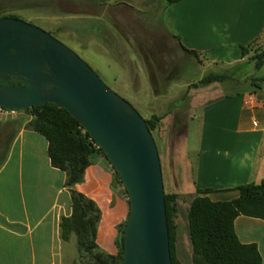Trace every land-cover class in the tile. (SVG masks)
Listing matches in <instances>:
<instances>
[{"label":"crops","instance_id":"obj_1","mask_svg":"<svg viewBox=\"0 0 264 264\" xmlns=\"http://www.w3.org/2000/svg\"><path fill=\"white\" fill-rule=\"evenodd\" d=\"M70 2L96 18L110 8L154 17L159 29L182 52V48L194 51L217 68H241L250 62L254 68L252 49L242 56L239 47L257 44L264 49V0H181L159 13L158 0ZM254 80L247 90L225 91L203 106L193 167L186 156L188 125L183 138L172 147L171 153H179L178 158L190 170L187 194L196 196L197 190L210 189L206 196L211 201H230L239 196L235 188L264 180V86L260 85L264 77ZM151 88L154 101L168 94V90L156 93ZM188 88L189 84L182 93ZM179 108L167 107L166 111ZM28 122L30 118L22 112L13 117L0 113V146H5L0 161V264H67V245L75 240V248L76 238L70 234L63 240L60 230L61 219L72 213L66 175L51 166L47 140L28 128ZM91 161L74 190L100 210L97 246L105 254L116 255L117 227L129 210L127 196L108 162L100 156ZM234 230L242 244L257 246L264 264V221L240 216L234 221Z\"/></svg>","mask_w":264,"mask_h":264},{"label":"rangeland","instance_id":"obj_2","mask_svg":"<svg viewBox=\"0 0 264 264\" xmlns=\"http://www.w3.org/2000/svg\"><path fill=\"white\" fill-rule=\"evenodd\" d=\"M2 5L5 17L33 25L73 51L111 91L129 103L142 119L149 120L152 116L161 118L156 122L151 135L159 156L164 194L179 195L174 218L176 256L181 264H192L186 218L194 197L186 191L190 170L178 158L179 153L173 154L171 149L183 138L188 125L186 156L193 167L197 158L203 106L225 91H244L252 79L264 77V65L256 71L250 62L239 70H234L233 79L204 85L200 83L202 78L210 74H221L232 68H217L198 55L182 52L159 29L154 17L150 19L125 8H110L102 10L100 18H96L90 16L86 9L80 11L70 0H2ZM251 49L253 53L261 50L257 44ZM171 81L173 82L170 83ZM151 84L156 93L168 90L166 97L154 101ZM188 84V91L182 93L183 87ZM260 85L264 86V83ZM172 106L182 108L166 111L167 107ZM186 108L188 110L185 111ZM18 112L32 120L23 111H15V114L11 113L9 116L13 117ZM83 131L81 130L82 134L85 132ZM4 154L5 146L2 144L0 161ZM96 156L107 162L102 155ZM74 242L75 240L68 243L66 248L67 264H96V252L81 254L77 238L75 248ZM98 251L105 254L99 247Z\"/></svg>","mask_w":264,"mask_h":264},{"label":"water","instance_id":"obj_3","mask_svg":"<svg viewBox=\"0 0 264 264\" xmlns=\"http://www.w3.org/2000/svg\"><path fill=\"white\" fill-rule=\"evenodd\" d=\"M8 77L21 81L12 86ZM0 107L54 104L98 145L127 193L122 264H172L159 156L146 122L73 51L21 20L0 19Z\"/></svg>","mask_w":264,"mask_h":264},{"label":"trees","instance_id":"obj_4","mask_svg":"<svg viewBox=\"0 0 264 264\" xmlns=\"http://www.w3.org/2000/svg\"><path fill=\"white\" fill-rule=\"evenodd\" d=\"M179 1L181 0H158L156 13ZM3 9L2 0H0V19L5 17ZM252 46H240L241 55L248 54ZM182 49L187 54L197 56L194 51ZM250 60L254 62V68L259 70L264 64V49L254 53ZM239 69L235 67L221 74H210L202 78L200 83L209 85L233 79L234 70ZM9 81L12 86L22 85L17 78ZM0 83L3 82L0 80ZM20 111L32 117L27 127L47 140L51 166L66 175L65 187L70 193L72 213L60 221L63 240H66L70 234H74L77 238L79 253L96 252L94 254L96 264L103 262L122 264L123 233L126 222L124 221L117 227L118 238L115 241L117 254L100 253L95 242L97 224L101 216L100 210L93 201L74 190V186L82 182L85 169L91 164L92 158L100 154L107 161L105 155L100 149L96 150L92 146L89 135L61 107L48 103ZM160 120L161 118L157 116L145 120L150 133L155 130L156 122ZM110 168L115 181L122 185L114 169L111 166ZM235 190L238 191L239 196L230 201H211L206 196L210 189L197 190L198 195L191 200L186 218L192 250V264H262L257 246L253 243L242 244L238 240L234 230V221L240 216L264 221V180L239 186ZM124 193L127 196L125 189ZM178 198L179 195L174 193L164 195L172 264H181L176 256L177 237L174 222Z\"/></svg>","mask_w":264,"mask_h":264},{"label":"built area","instance_id":"obj_5","mask_svg":"<svg viewBox=\"0 0 264 264\" xmlns=\"http://www.w3.org/2000/svg\"><path fill=\"white\" fill-rule=\"evenodd\" d=\"M0 113H3V114H11V113H15V111L5 110V109H3V108L0 107ZM89 141L91 142L92 146L96 150L99 149L98 145L91 138H89Z\"/></svg>","mask_w":264,"mask_h":264},{"label":"flooded vegetation","instance_id":"obj_6","mask_svg":"<svg viewBox=\"0 0 264 264\" xmlns=\"http://www.w3.org/2000/svg\"><path fill=\"white\" fill-rule=\"evenodd\" d=\"M15 79V77H8V80ZM22 84V83H21Z\"/></svg>","mask_w":264,"mask_h":264}]
</instances>
